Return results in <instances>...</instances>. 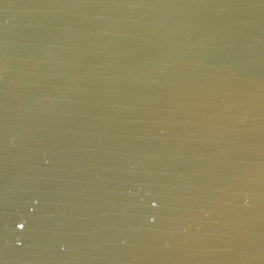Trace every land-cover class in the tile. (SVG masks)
Here are the masks:
<instances>
[{"label":"water","instance_id":"1","mask_svg":"<svg viewBox=\"0 0 264 264\" xmlns=\"http://www.w3.org/2000/svg\"><path fill=\"white\" fill-rule=\"evenodd\" d=\"M0 264H264V0H0Z\"/></svg>","mask_w":264,"mask_h":264},{"label":"snow or ice","instance_id":"2","mask_svg":"<svg viewBox=\"0 0 264 264\" xmlns=\"http://www.w3.org/2000/svg\"><path fill=\"white\" fill-rule=\"evenodd\" d=\"M21 227H22V225H21Z\"/></svg>","mask_w":264,"mask_h":264}]
</instances>
